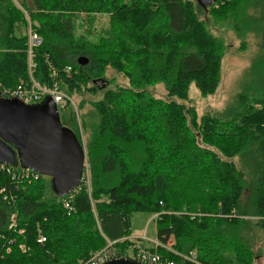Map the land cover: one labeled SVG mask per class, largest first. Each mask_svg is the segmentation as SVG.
Here are the masks:
<instances>
[{"label":"trees","instance_id":"16d2710c","mask_svg":"<svg viewBox=\"0 0 264 264\" xmlns=\"http://www.w3.org/2000/svg\"><path fill=\"white\" fill-rule=\"evenodd\" d=\"M20 1L22 9L0 0L3 87L28 80L23 10L42 38L32 73L40 83L48 84L53 70L60 90L92 92L113 68L129 86L108 88L92 104L98 121L85 146L89 182L77 185L71 212L49 176L15 188L0 170V264H79L108 242L129 256L138 248L129 239L137 211L156 214L159 244L150 250L169 258L179 259L172 251H194L198 264H240V256L252 257L236 242L252 221L246 216L256 218L254 226L264 233V0H216L204 8L197 0ZM202 9L240 37L259 35L262 49L254 78L224 122L198 117L192 106L176 101L187 98L191 82L202 96L219 83L222 45L199 19ZM79 12L110 14L108 27L77 33ZM79 56L87 62L79 64ZM155 82L163 83L166 98L143 90ZM10 211L15 228L9 227ZM167 243L172 250L162 246ZM220 243L233 249L228 253Z\"/></svg>","mask_w":264,"mask_h":264},{"label":"rangeland","instance_id":"374dc122","mask_svg":"<svg viewBox=\"0 0 264 264\" xmlns=\"http://www.w3.org/2000/svg\"><path fill=\"white\" fill-rule=\"evenodd\" d=\"M13 3L19 9H22L21 7L24 5L20 0H13ZM193 3H195L194 0ZM42 5L45 6L43 3ZM212 16L211 9H202L199 19L204 21L206 30L221 41L223 54L220 61L219 83L212 94L202 96L195 84L191 82L188 85L187 98L185 100L176 99V101L183 103L186 107L192 106L198 117L205 115L208 119L213 118L224 122L237 107L239 92H243L252 78H254V64L261 55L262 49L260 48L259 35L248 33L240 37L230 29L228 23L225 24L224 21L214 22ZM109 17L110 14L108 13L79 12L75 18V30L77 33H83L84 28L87 27L92 29L95 34L99 31L102 33V30L108 27ZM20 29L22 33L25 32L23 24L20 26ZM90 38L93 39L94 37L90 36ZM95 84L97 89L92 90V92L83 89V87H80L75 92H69L64 90V88L62 90L66 96V107L64 110L59 111V117L70 128L76 130L79 135V142L84 150L91 131L90 126L93 123L96 124L98 121V116L92 104L99 100L108 88L116 89L118 86H129L128 79L113 68H107L104 77L97 79ZM86 85L89 86L90 84ZM143 90L154 97L166 98V91L161 82L146 85L143 87ZM232 160L239 166L240 161L238 156L233 157ZM85 166L87 168V162ZM83 176L84 178H88L87 170ZM153 217L154 215L147 211H137L131 216V236L134 237L133 241L136 243L140 242L139 244L143 248L149 242L141 238L142 235L155 237V222ZM245 218L252 221L246 227L244 231L245 235L240 239V242L236 243L241 248L245 246L249 247L252 257L251 255L248 258H245L244 255L240 256V264H246L250 259L249 264H264V233L260 228L254 226L253 220L256 218L247 216ZM12 227L15 228L16 223ZM220 246L228 253L233 249V247L227 246L225 243H220ZM129 250L131 251L132 249L129 248Z\"/></svg>","mask_w":264,"mask_h":264},{"label":"water","instance_id":"95a60500","mask_svg":"<svg viewBox=\"0 0 264 264\" xmlns=\"http://www.w3.org/2000/svg\"><path fill=\"white\" fill-rule=\"evenodd\" d=\"M202 7L216 0H197ZM79 64L87 58L79 56ZM85 150L74 132L62 125L50 96L26 104L0 93V163L31 169L50 177L58 197L79 183ZM101 264H145L130 257H117Z\"/></svg>","mask_w":264,"mask_h":264},{"label":"built area","instance_id":"2783aa9c","mask_svg":"<svg viewBox=\"0 0 264 264\" xmlns=\"http://www.w3.org/2000/svg\"><path fill=\"white\" fill-rule=\"evenodd\" d=\"M24 18L26 21L25 25V32L26 35V45H25V53H26V67H27V73H28V80L26 83H21L13 88L3 87L0 84V93L3 97L10 98L15 97L26 104H33L38 103L45 96H50L53 103L56 106L57 113L59 115L60 110H64L66 107V96L63 93L62 90L59 89L58 84L55 79V73L52 70L50 73L49 78L50 81L48 84H42L38 80H36L32 73L34 72V69L36 67V63L34 60L35 56V49L41 44L42 38L40 35L33 29L32 23L27 15V12L23 10ZM0 170L5 171V174H7L12 182V184L15 186V188L19 187V184L22 182H29L31 180H36L39 177V173L28 169V168H11L8 167L6 164L0 163ZM83 173V169H82ZM86 174L83 173V175ZM81 175L80 182L87 184L88 186V178H84V176ZM78 190V186L75 187L71 192L61 196L62 197V204L66 211L69 213L74 208L71 205V198L73 196V193H75ZM5 188L0 187V195L1 193H4ZM3 199L6 198V195L2 196ZM156 214H154L155 217ZM15 212L10 211L9 213V227H11L15 223ZM45 240L43 236H39L37 238V242L41 243ZM11 243V242H9ZM159 243L157 242L156 245ZM111 242L107 243V247L102 248L101 250L94 253L92 256H90L87 260L79 263V264H101L107 260H110L112 258L117 257H130L133 258L141 263L145 264H186V261H190L191 263H197L196 262V253L193 251L190 254H182L178 253L176 251H172L179 257L178 260L169 258L163 254H160L156 251L145 249V248H137L135 253L126 254V252H121L115 249H111L110 246ZM166 250H172L169 246L165 247L162 245ZM7 251H9V247H7ZM198 264V263H197Z\"/></svg>","mask_w":264,"mask_h":264},{"label":"crops","instance_id":"0c3cea01","mask_svg":"<svg viewBox=\"0 0 264 264\" xmlns=\"http://www.w3.org/2000/svg\"><path fill=\"white\" fill-rule=\"evenodd\" d=\"M133 238L134 237H132L131 234H130L129 239L133 240ZM141 238L146 239L149 242V244L146 247H144L145 249L153 248L157 244V242H158L157 239H156V229H155V237L154 238L153 237H148L146 235H142ZM139 243H136L135 242L136 247L143 248V247L140 246ZM164 246L165 247L169 246V243L165 244Z\"/></svg>","mask_w":264,"mask_h":264},{"label":"bare ground","instance_id":"6f19581e","mask_svg":"<svg viewBox=\"0 0 264 264\" xmlns=\"http://www.w3.org/2000/svg\"><path fill=\"white\" fill-rule=\"evenodd\" d=\"M85 163H86V157H85V159H84V165H83V167L85 166ZM80 182V181H79ZM79 184V183H78Z\"/></svg>","mask_w":264,"mask_h":264}]
</instances>
